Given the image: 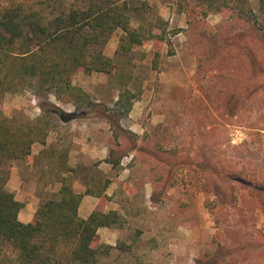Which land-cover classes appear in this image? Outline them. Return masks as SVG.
<instances>
[{
    "label": "rangeland",
    "instance_id": "rangeland-1",
    "mask_svg": "<svg viewBox=\"0 0 264 264\" xmlns=\"http://www.w3.org/2000/svg\"><path fill=\"white\" fill-rule=\"evenodd\" d=\"M88 2L0 0V15L20 4L58 14ZM193 2L183 12L179 0H133L132 26L164 39L134 46L121 57V79L84 71L75 77V84L118 116L119 88L128 82L131 89H142L135 104L148 129L139 137L126 125L129 115L119 120L122 131L99 115L87 119L105 121L106 140L116 155L132 148L155 152L156 159L147 162L154 163L153 177L161 176L153 182L151 200L123 206L122 222L106 235L111 243L99 235L104 250L111 247L93 264H264V194L257 191L264 183V13L203 16ZM249 3L258 6V0ZM123 34L121 29L113 33L106 55L116 41L118 49ZM171 68L181 72L162 74ZM51 104L64 111L72 105L28 86L4 92L0 107L20 124L36 120ZM161 115L166 116L163 122L150 124ZM149 130L155 136H148ZM116 165L106 170V178L118 171ZM231 170L241 175L227 177ZM140 172L151 178L145 167Z\"/></svg>",
    "mask_w": 264,
    "mask_h": 264
},
{
    "label": "trees",
    "instance_id": "trees-1",
    "mask_svg": "<svg viewBox=\"0 0 264 264\" xmlns=\"http://www.w3.org/2000/svg\"><path fill=\"white\" fill-rule=\"evenodd\" d=\"M190 5L191 0H179L183 12ZM193 5L203 16L233 11L247 17L248 13L256 15L257 9L264 13V0H258L257 8L249 0H194ZM132 8L133 0H106L105 4L89 0L84 7L74 4L58 14L20 4L7 7L0 15V102L4 92L34 86L40 93L54 94L57 100L72 103L81 111L78 116L51 104L36 120L18 124L4 116L0 107V264H93L111 247L104 250L98 230L120 224L121 214L117 210L106 212L102 207L82 218L79 207L83 193L76 192L66 180L58 192L40 203L31 222H22L19 213L24 203L8 190L9 170L4 166L30 155L35 142L45 143L56 124L55 117L66 121L99 115L121 127L119 120L129 115L142 95L140 87L131 89L126 82L119 88L116 113L122 116H118L110 114L109 108L94 101L74 81L80 71L121 79V57L129 55L136 45L164 39L152 30L143 32L132 26ZM117 29L124 34L115 56L109 57L104 47ZM239 175V171L231 170L226 176ZM106 182L105 188L109 185ZM258 185L261 187L256 186L257 191L264 194V183ZM86 193L93 191L88 187ZM99 194L104 195V190Z\"/></svg>",
    "mask_w": 264,
    "mask_h": 264
},
{
    "label": "crops",
    "instance_id": "crops-1",
    "mask_svg": "<svg viewBox=\"0 0 264 264\" xmlns=\"http://www.w3.org/2000/svg\"><path fill=\"white\" fill-rule=\"evenodd\" d=\"M117 45L118 41L115 42L112 53H107L108 56H114ZM108 46H111V41ZM180 72L179 68H171L162 71V74L172 76ZM74 109L76 108L72 104L66 111L71 113L75 111ZM142 117L140 107L134 103L126 125L138 137L148 129ZM165 118V115H161L160 120L152 119L150 124L161 123ZM121 125L125 127L123 120ZM105 129L103 119L90 120L80 117L66 121L58 120L49 130L45 143L35 142L30 155L7 162L9 170L7 188L15 193L17 200L24 203L19 213L22 222L29 223L34 219L40 203L44 198L58 192L63 180L69 182L76 192L83 193L79 207V215L82 218H88L96 209L111 205L112 209L123 215V206L126 203L136 205L140 202L142 205L144 200L152 199L153 182L159 180L161 176L153 177L154 163L147 162V159H156V153L143 154L137 148H132L123 152L121 156L116 155L109 148L110 143L106 140ZM150 135L155 136L151 130L148 133V136ZM112 159H115L119 169L114 176L106 178L104 174L106 170H115V162ZM141 166L150 171L148 174L151 178L141 174ZM106 181L109 185L105 188ZM127 185L134 190L127 191ZM88 187L92 189L93 194L86 193ZM103 190L104 195H100L99 193L103 194ZM105 198L110 199L106 205ZM109 229L100 227L98 230L103 241L107 243H111L106 237L111 234Z\"/></svg>",
    "mask_w": 264,
    "mask_h": 264
}]
</instances>
